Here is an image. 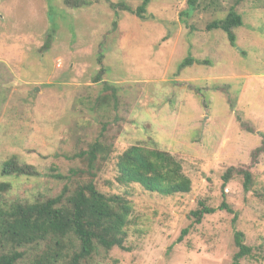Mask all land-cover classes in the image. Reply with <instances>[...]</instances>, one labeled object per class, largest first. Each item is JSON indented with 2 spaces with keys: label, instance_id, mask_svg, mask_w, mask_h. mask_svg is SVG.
I'll return each mask as SVG.
<instances>
[{
  "label": "rangeland",
  "instance_id": "rangeland-1",
  "mask_svg": "<svg viewBox=\"0 0 264 264\" xmlns=\"http://www.w3.org/2000/svg\"><path fill=\"white\" fill-rule=\"evenodd\" d=\"M66 1L75 4L0 0V167L14 160L36 172L0 179L31 192L60 188L49 169L67 174L81 166L62 154L75 151L76 137V150L86 149L100 129L75 100L108 82L118 103L107 142L120 151L171 154L192 190L162 197L135 189L133 218L141 223L131 229V251L115 250L105 264H232L236 231L262 256L240 264H264V198L257 195L264 194V0H244L237 9L243 24L234 46L222 31L206 30L226 13L192 12L186 0H150L141 17L115 14L111 5L135 10L143 0H79L77 8ZM187 57L193 61L180 68ZM229 170L224 192L233 213L206 216L177 243L199 201L221 205ZM239 172L252 175L251 191Z\"/></svg>",
  "mask_w": 264,
  "mask_h": 264
},
{
  "label": "trees",
  "instance_id": "trees-1",
  "mask_svg": "<svg viewBox=\"0 0 264 264\" xmlns=\"http://www.w3.org/2000/svg\"><path fill=\"white\" fill-rule=\"evenodd\" d=\"M74 1V5L68 1L66 4L74 8L84 5L79 0ZM149 1L143 0L135 10L124 2L111 5V8L115 14L120 10L141 17ZM243 1L186 0V4L192 12L226 13L223 18L207 24L206 30L222 31L234 46V30L243 24L237 11ZM192 61L187 57L179 67ZM117 103V89L108 82L103 83L101 93L90 92L75 100L74 104L98 120L100 129L94 140L86 143V149L76 150L81 142L76 137L75 151L62 154L65 160L76 161L81 166L69 168L67 174L58 173L56 167L49 169L48 175L62 183L60 188L46 187L43 191L31 192L22 185L15 187V181L0 179V264H105L112 260L115 250L131 251L128 245L131 229L141 223L140 219L133 218L135 203L131 197L135 189L162 197L191 193L192 182L185 176L182 162L171 154L139 146L120 151L107 142V120L111 117L110 112L117 109ZM81 123L77 120L74 129H78ZM73 134L76 136L77 132L73 131ZM109 165L111 169L107 170ZM107 171L113 172L114 178L103 180L102 175ZM240 174L244 191H251L252 175L248 172ZM34 175L35 171L14 160L5 161L0 167L1 178L14 177L19 181V177ZM222 180L221 205L215 208L199 201L197 209L189 213L191 224L182 230L177 243H181L192 226L200 225L206 216L223 210L233 213L225 202L224 192V186L231 180L230 170ZM257 195L264 198V194ZM234 244L237 251L232 264L262 258L245 244V235L240 231L234 233Z\"/></svg>",
  "mask_w": 264,
  "mask_h": 264
}]
</instances>
